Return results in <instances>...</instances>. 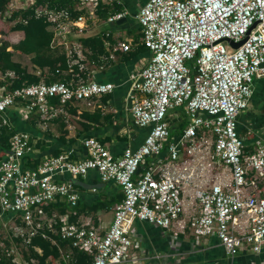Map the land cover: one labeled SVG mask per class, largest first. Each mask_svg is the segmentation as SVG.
<instances>
[{
  "label": "built area",
  "instance_id": "obj_1",
  "mask_svg": "<svg viewBox=\"0 0 264 264\" xmlns=\"http://www.w3.org/2000/svg\"><path fill=\"white\" fill-rule=\"evenodd\" d=\"M34 1L21 3L29 6ZM77 1L78 9L90 16L112 0ZM36 15L45 17L57 35L80 20L71 21L64 10L42 8ZM136 20L140 44L150 56L130 78V91L140 97H130L128 113L133 125L148 128V133L135 150L125 149L116 158L97 140L84 138L85 158L50 156L26 169L22 162L30 151L29 137L13 134L0 157V212L9 214L0 250L13 264H27L21 251L30 238L56 223L57 216L47 217L42 207L56 202L76 206L71 183L55 182L53 177H82L90 170L101 182L117 185L122 198L102 233L89 221L61 220L57 234L68 242L66 251L59 250L63 261L77 250L91 256L89 264H138L132 224L144 222L168 231L182 216L186 219L180 232L186 227L194 239L213 237L225 257L258 253L264 245V146L256 140L253 151L246 152L236 132V118L248 106L253 80L264 78V0H146ZM242 40L236 49L226 42ZM119 50L127 51L128 45L119 44ZM72 56L68 72L72 65L81 71ZM6 76L13 78L12 73ZM112 88L81 79L75 84L21 86L0 94V116L17 108L48 119L73 102L106 95ZM180 107L187 126L177 140L168 141L166 118ZM165 144L167 160L162 162L159 155ZM218 167L226 169L228 178L217 176ZM5 239L8 248H3Z\"/></svg>",
  "mask_w": 264,
  "mask_h": 264
},
{
  "label": "crops",
  "instance_id": "obj_2",
  "mask_svg": "<svg viewBox=\"0 0 264 264\" xmlns=\"http://www.w3.org/2000/svg\"><path fill=\"white\" fill-rule=\"evenodd\" d=\"M145 1L112 0L101 4L90 16L84 10H79L76 4L73 11L80 12L77 17L80 20H71L75 21V25L67 26V32L57 35L50 26L47 28L53 34V49L61 52L67 63L70 61L68 56L73 55L71 61L77 60L82 67L81 71L77 70L82 73V78L67 70L54 73L57 76L55 81L75 84L81 79L84 82L111 84L113 88L106 95L73 102L48 119L40 118L35 113L25 114L17 108L6 110L0 116V124L3 120L4 125L15 133H26L29 137L30 151L23 156V169L34 168L43 158L50 156L63 155L70 160L85 158L86 153L81 145L84 138L97 140L113 158L119 157L123 150H135L141 144L149 129L135 127L128 108L132 95L140 97L139 93L130 91V78L145 67L150 56L140 44V27L136 20L137 11ZM21 2L22 0H11V5L14 4V9H18L25 6ZM103 10L105 18H100L97 12ZM116 14L123 16L112 22L107 21L108 17ZM1 19L0 25L3 23L8 34L5 35L4 29L0 28V42L12 46L22 39L23 34L11 31L10 27L14 23ZM7 23L10 24L9 27ZM85 38L97 39L98 45L92 43L90 48L82 47L78 39ZM121 43L128 45L127 51L119 50ZM6 51H11V48L8 47ZM73 51L78 52L79 58ZM23 57L27 58L30 67L24 66ZM29 60V56L11 52L12 63L39 78V82L45 83L48 76L46 68L38 69ZM7 73L12 72L0 74V94L6 92L7 79H12L6 76ZM166 121L169 128L168 141L177 140L187 126L182 108L170 111ZM236 132L246 152L253 151L256 140L264 146V78L253 80L248 106L236 118ZM204 139L210 143V137L206 136ZM159 159L162 162L167 160L166 144ZM215 172L217 176L228 178L225 168L218 167ZM53 180L71 183L77 197L76 209L80 212L76 223L89 221L100 233L107 229L114 207L122 198L117 185L111 181L101 182L97 173L91 170L82 177L61 174L54 176ZM8 218L9 214L0 212L1 237L4 236L1 234L4 233L2 226ZM185 219L182 216L179 219L181 221L168 231L144 222H134L130 233L139 244L136 250L138 264H264V245L258 253L242 251L234 257H225L213 237L194 239L186 227L180 232ZM18 242L15 240V243ZM35 251L39 252L37 249Z\"/></svg>",
  "mask_w": 264,
  "mask_h": 264
},
{
  "label": "trees",
  "instance_id": "obj_3",
  "mask_svg": "<svg viewBox=\"0 0 264 264\" xmlns=\"http://www.w3.org/2000/svg\"><path fill=\"white\" fill-rule=\"evenodd\" d=\"M77 2V0H35L29 6L14 9L15 6L14 4L11 5V0H0V17L8 23H14L10 27L11 31L23 34L22 39L12 46L0 42V74L11 71L14 76L11 80L7 79L6 92L21 86L36 84L40 81L39 78L27 73L25 69L10 61L12 51L29 56L30 63L36 68L41 70L46 68L48 76L44 80L45 83L56 80L55 71L68 70V63L64 55L55 51L52 47L53 34L47 30L49 24L46 22L45 17L42 15L37 16L36 13L42 8L48 11L64 10L69 14L70 20H74L80 14V12L73 11ZM97 13L100 18H105L104 10ZM78 41L82 47L90 48L92 43L98 45V40L93 38L78 39ZM8 47L11 48V51H6ZM70 69L71 72L82 78V73L77 71L76 66H70ZM50 103L55 104V100L50 101ZM24 131L27 132L26 129ZM13 134L15 132L10 127L0 124V157L8 149V140ZM42 211L47 217L55 214L57 216L56 223L50 229L44 226L42 230H38L30 238L25 250L21 251L23 261L27 264H29V261H33L34 264H55V262H58V264H89L91 256L77 250L71 251L69 260L63 261L60 259L59 250H66L68 242L60 240L57 234L58 227L61 225L63 218L67 223L73 224L76 222L77 217L80 215L76 206L69 208L61 202H56L42 207ZM2 242L3 248L10 247L7 240H2ZM13 243H15V240H13ZM35 249L39 252L37 253ZM0 264H13L11 258L4 257L1 250Z\"/></svg>",
  "mask_w": 264,
  "mask_h": 264
},
{
  "label": "rangeland",
  "instance_id": "obj_4",
  "mask_svg": "<svg viewBox=\"0 0 264 264\" xmlns=\"http://www.w3.org/2000/svg\"><path fill=\"white\" fill-rule=\"evenodd\" d=\"M0 20L2 21L1 17H0ZM5 23H6V22H5ZM7 25H8L7 27H9L10 24L7 23ZM0 26H1L0 28H3V29H4V34L7 35L8 33H7V31H5V27L3 26V23H1ZM77 26H78V25H77ZM64 31H65V32L67 31V27L65 28ZM22 63L24 64V66H25L26 68H27V66L30 67L27 58L23 57V59H22ZM194 209L196 210V207H194ZM1 234L3 235L4 233L1 232Z\"/></svg>",
  "mask_w": 264,
  "mask_h": 264
},
{
  "label": "water",
  "instance_id": "obj_5",
  "mask_svg": "<svg viewBox=\"0 0 264 264\" xmlns=\"http://www.w3.org/2000/svg\"><path fill=\"white\" fill-rule=\"evenodd\" d=\"M254 25H255V23L252 25V27H254ZM243 41H244V40H242V41H240V42H237V43H232V42H230V41H226V42L230 45V47H232L233 49H236L238 46L241 45V43H242Z\"/></svg>",
  "mask_w": 264,
  "mask_h": 264
}]
</instances>
